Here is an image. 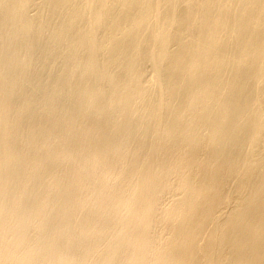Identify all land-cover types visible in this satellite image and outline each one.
<instances>
[{
	"label": "bare ground",
	"instance_id": "1",
	"mask_svg": "<svg viewBox=\"0 0 264 264\" xmlns=\"http://www.w3.org/2000/svg\"><path fill=\"white\" fill-rule=\"evenodd\" d=\"M0 264H264V0H0Z\"/></svg>",
	"mask_w": 264,
	"mask_h": 264
}]
</instances>
